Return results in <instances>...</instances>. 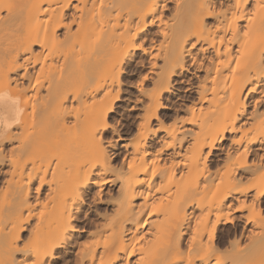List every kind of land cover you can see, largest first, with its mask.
Instances as JSON below:
<instances>
[{
	"label": "bare ground",
	"instance_id": "obj_1",
	"mask_svg": "<svg viewBox=\"0 0 264 264\" xmlns=\"http://www.w3.org/2000/svg\"><path fill=\"white\" fill-rule=\"evenodd\" d=\"M258 5L264 0H0V132L10 139L21 130L16 144L5 139V153L0 137L8 166L0 264H264ZM144 61L126 105L140 111L120 134L112 113L123 78ZM182 80L194 97L169 104ZM85 188L89 202L104 191L111 201L88 227L77 223L75 199Z\"/></svg>",
	"mask_w": 264,
	"mask_h": 264
},
{
	"label": "rangeland",
	"instance_id": "obj_2",
	"mask_svg": "<svg viewBox=\"0 0 264 264\" xmlns=\"http://www.w3.org/2000/svg\"><path fill=\"white\" fill-rule=\"evenodd\" d=\"M6 44V43H5ZM4 44V45H5ZM35 49L37 48V46H35L34 47ZM33 48V49H34ZM34 49V50H35ZM143 65V66H142ZM142 65H138L137 67H135V70H131V71H128L125 75H124V78H123V84H122V91H121V95H120V98L118 99V101L116 102L117 103V107H116V110L112 113V118L114 119V124H115V126H116V128H118L117 130H118V133H120V134H124V132L127 130V131H129V130H131V127H133V124H134V121L136 120V117H137V115H138V113H139V109H140V107H139V105H138V107H137V105L134 107V108H127L126 109V105L128 104V103H130L131 101H132V99L134 100V97H135V95H136V93H137V91H135L136 89H135V87L133 86V84H131V83H133L134 81H136L135 79L136 78H138V77H140L143 73H146V62L144 61V63L142 64ZM30 67V68H29ZM141 67V68H140ZM28 68H29V72L31 71V64H28ZM17 72L16 73H19L20 71H22L21 70V68H19V69H17L16 70ZM190 70H186L185 71V75H188V74H190V73H192V72H189ZM28 72V73H29ZM32 72V71H31ZM187 72V73H186ZM140 74V75H139ZM138 76V77H137ZM192 76H190V78H191ZM25 78V77H24ZM193 79V78H192ZM24 80V79H23ZM26 80H29L28 78H27V76H26V79L24 80V85H25V82H26ZM194 80V79H193ZM147 81H149V80H146V82L144 83V84H146L147 83ZM186 80H182L181 82L179 81V82H174L173 84H172V87H171V89H172V91L173 92H171V95H170V97L168 98V103L169 102H171V104H173V102L174 103H178L179 101H183V102H185V101H187L188 99H190V98H193L194 97V95L192 94V93H189V92H187V91H185L184 89V87H185V85H186V83H187V81L185 82ZM1 83V82H0ZM5 84V83H4ZM3 84V85H4ZM26 85H28L27 83H26ZM25 85V86H26ZM174 85V86H173ZM125 86V87H124ZM2 87V86H1ZM4 87V86H3ZM25 88V87H24ZM29 88L27 87V89H24V92H23V94H25V95H29V94H31V90H28ZM25 90H27V91H29L28 93L27 92H25ZM33 92V91H32ZM135 94V95H134ZM27 95V96H28ZM129 97V98H128ZM131 98V99H130ZM128 99V100H127ZM131 100V101H130ZM173 101V102H172ZM248 101L249 100H247L246 101V110L247 111H249L250 110V108H251V104L250 103H248ZM170 104V103H169ZM249 104V105H248ZM27 112H29V111H27ZM165 112H166V114L167 115H171L172 114V110L171 109H166L165 110ZM247 113V112H246ZM30 114V113H29ZM28 114V115H29ZM24 115H26V114H24ZM30 116V115H29ZM23 117H25V116H22V119H21V123H23L24 122V125H25V123L27 122H25L24 120H23ZM34 118V116H31V119H33ZM25 118H27V117H25ZM26 120V119H25ZM28 120H30V119H28ZM35 120V119H34ZM34 120H33V122H31V121H29V125H30V122L31 123H34ZM117 121H118V123H117ZM29 125H27L26 127L28 128V129H30L31 128V126H32V124L30 125V127H28ZM16 130H17V132H21V130H19V128H14L13 129V131H15V133H13L12 135H13V139H15V137H17V132H16ZM126 131V132H127ZM11 133H12V131H11ZM10 133V134H11ZM17 133V134H16ZM20 134V133H19ZM18 134V135H19ZM2 135V136H1ZM11 135V136H12ZM110 135V134H109ZM3 136H4V134L2 133L1 134V132H0V137H2L3 138ZM227 136H229V134H227ZM18 137H20V136H18ZM17 137V138H18ZM107 137H109L108 135H107ZM2 138L0 139V140H2ZM11 137H10V141L12 142V144H13V142L16 144L17 142H15L16 140H17V138H16V140L14 141L13 139H12ZM228 138V137H227ZM6 139V138H5ZM4 138H3V140H5ZM8 139H6V140H8ZM6 140L5 141H2L3 142V144L1 145V143H0V145L5 149H3V150H1V147H0V150L2 151V152H7V150H8V148H9V151H10V147H9V144L11 143H9L8 141L6 142ZM6 142V143H5ZM227 142V139H224V141H223V144H225ZM14 144V145H15ZM8 145V146H7ZM11 145V144H10ZM118 145H120V140L119 141H116V143L114 144V150H116V152H117V154L119 155L120 153H122V150H121V148L120 147H118ZM159 145V143L158 142H155L154 143V147H156V146H158ZM4 146H6V147H4ZM4 152V153H5ZM6 154H9V152L8 153H6ZM6 154H4V155H6ZM35 154V156H36V153H34ZM33 154V155H34ZM2 155H3V153H2ZM117 155V156H118ZM120 156V155H119ZM121 157V156H120ZM120 157H116V158H118V160L120 159ZM215 159V158H214ZM213 161H215V160H213ZM5 164H7V163H3V164H0V182L1 181H4V174L5 173H3L2 174V171H3V168H5L4 169V171L7 169V165H5ZM5 167H4V166ZM1 167H2V169H1ZM5 177H6V175H5ZM3 184V182H1L0 183V186H3L2 185ZM108 187V191H109V194L113 191V187L111 186H107ZM106 187V188H107ZM107 190V189H106ZM112 190V191H111ZM108 196V192L106 193L105 191L101 194V201L99 200V202H89L88 203V210H87V216H86V218L84 219L83 218V216H81V217H79V220H77V223H79V224H81V225H87L86 227H88L89 225H90V223H92V222H96V221H99L100 219H101V217H102V215L103 214H105V210H108L110 207V200H109V198L107 199L106 197ZM105 197V198H104ZM108 200V201H107ZM89 210H90V212H89ZM103 213V214H102ZM107 213V212H106ZM88 218V219H87ZM80 221V222H79ZM78 224V225H79ZM229 224L228 225H225V226H222L221 227V231L220 232H224V230L226 229V228H229ZM23 233V235H25L26 234V232L25 231H23L22 232ZM25 233V234H24ZM70 251V250H69ZM68 251V252H69ZM70 253H71V251H70ZM62 262V260H60V264H62L61 263Z\"/></svg>",
	"mask_w": 264,
	"mask_h": 264
},
{
	"label": "snow or ice",
	"instance_id": "obj_3",
	"mask_svg": "<svg viewBox=\"0 0 264 264\" xmlns=\"http://www.w3.org/2000/svg\"><path fill=\"white\" fill-rule=\"evenodd\" d=\"M258 7H264V5H258ZM154 23V22H153ZM137 47H142V45H137ZM197 47V45H193V48L195 49ZM148 77L147 76H144L143 77V80L141 81V83H143L144 80H147ZM118 123V121H117ZM106 127H110L108 125H106ZM109 143H111V141H109ZM169 147H171V145H169ZM129 167H131V165H129ZM97 179H100V183L102 185H107L109 182L107 180H104L100 177H96ZM88 182V181H86ZM44 181L41 180V184L43 185ZM90 183V182H89ZM36 192L37 193H40L41 192V188L40 187H37L36 188ZM91 197V190L90 188H85V189H82L78 192V194L75 196V199L76 200H79L80 201V214L81 216H83L85 214V209H88V203H89V198ZM92 199H95V197H92ZM241 208H245L247 207L246 204L244 203H241L240 205ZM90 212V210H89ZM73 223L74 221L72 220V215L71 213L69 214V223H68V226H67V229L66 231L69 233V236H71V233L75 231V229L73 228ZM66 240H68V242L70 243V239L68 237H65ZM17 251H20V252H28L29 251V247L28 245L26 244L24 248H19L17 249ZM55 254L52 253L51 251L49 252H46L45 253V256L48 257V256H54ZM28 259H31V257H28ZM23 264H27V262H23ZM33 264H41V261H33ZM43 264H49V261L47 259L43 260ZM50 264H60V260L59 259H52L50 261Z\"/></svg>",
	"mask_w": 264,
	"mask_h": 264
}]
</instances>
